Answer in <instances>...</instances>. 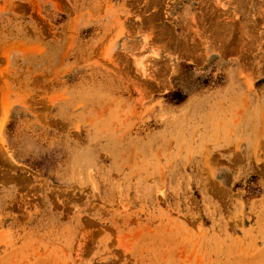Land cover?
<instances>
[{"label": "rangeland", "instance_id": "obj_1", "mask_svg": "<svg viewBox=\"0 0 264 264\" xmlns=\"http://www.w3.org/2000/svg\"><path fill=\"white\" fill-rule=\"evenodd\" d=\"M0 264H264V0H0Z\"/></svg>", "mask_w": 264, "mask_h": 264}, {"label": "trees", "instance_id": "obj_2", "mask_svg": "<svg viewBox=\"0 0 264 264\" xmlns=\"http://www.w3.org/2000/svg\"><path fill=\"white\" fill-rule=\"evenodd\" d=\"M184 97L178 93H173L169 95V101L175 104H179L183 101Z\"/></svg>", "mask_w": 264, "mask_h": 264}]
</instances>
